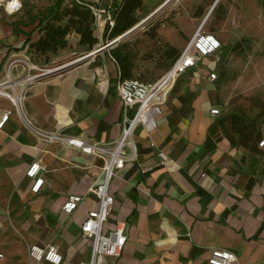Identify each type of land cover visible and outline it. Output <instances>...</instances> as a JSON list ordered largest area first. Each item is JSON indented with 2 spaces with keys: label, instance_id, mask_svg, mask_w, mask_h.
<instances>
[{
  "label": "crops",
  "instance_id": "0c3cea01",
  "mask_svg": "<svg viewBox=\"0 0 264 264\" xmlns=\"http://www.w3.org/2000/svg\"><path fill=\"white\" fill-rule=\"evenodd\" d=\"M81 1L95 4L98 0ZM103 1L115 5L118 0ZM178 1L142 0L134 13L135 23L116 37L118 42L141 20L156 13L153 24L169 16L163 10L165 4L170 3L173 9V2ZM197 1L203 6L200 13L192 14L186 8L155 29L164 49L172 48L179 55L199 28L213 33L221 50L232 49L248 37L249 22L261 10L257 0H230L231 15L217 20L212 11L221 0ZM23 2L22 10L13 14L0 6V77L8 66L13 75H24L27 62L66 68L25 91L22 107L31 126L14 112L8 99L0 97V115L12 111L0 129V264H29L28 247L48 244L58 248L62 264H88L91 248L82 237L81 225L88 212L98 208L90 189L101 181L103 160L65 147L53 136L101 146L116 141L124 113L116 91L120 66L112 50L117 48L121 57L129 56L130 78L137 70L123 47H111L100 64H92L89 53L98 43L94 23L91 28L97 42L92 48L71 30L42 53L35 46L45 37V25L64 27L69 16L59 19V10L49 14L56 2L50 4L46 16L31 11L29 4L37 0ZM150 2L155 4L148 8ZM183 2L190 6L192 0ZM140 9L146 15L137 21ZM64 18L67 20L61 23ZM184 18L190 23L185 24ZM149 27L141 34L144 40ZM106 32L108 40L111 31L107 27ZM136 47L142 49L143 45ZM220 52L200 59L177 80L162 104L153 133L141 127L135 130L137 153L110 181L109 192L115 202L104 225L107 234L116 221H125L126 244L119 258L103 257L95 264H209L214 249L233 252L237 261L232 264H264V147L258 146L264 139V127L258 130L261 139L254 142L253 150L233 145L220 127L224 91L218 87L216 70ZM212 73L217 75L214 81L209 79ZM160 152L168 156L165 165ZM38 159L45 167L44 183L34 193V181L26 172ZM69 196H80L82 201L76 211L66 215L62 206Z\"/></svg>",
  "mask_w": 264,
  "mask_h": 264
},
{
  "label": "built area",
  "instance_id": "2783aa9c",
  "mask_svg": "<svg viewBox=\"0 0 264 264\" xmlns=\"http://www.w3.org/2000/svg\"><path fill=\"white\" fill-rule=\"evenodd\" d=\"M76 3L85 6L94 17V23L101 26V18H105V23L109 31L115 26V14L125 0H118L115 5H105L103 0H98L95 4L82 3L81 0H74ZM0 6L7 13H18L23 8V0H1ZM155 15H151L134 25L128 32L131 35L139 28L145 29L148 23L153 21ZM124 37V38H125ZM221 50V43L213 33L205 32L199 28L194 36L187 43L182 52L178 55L169 70L155 82H144L137 78L118 79L116 91L123 106V125L120 137L105 146L90 143L83 139L73 137H53L62 141L65 147H72L81 150L88 155H95L103 160L101 181L96 183L90 192L98 200V208L88 212L86 220L81 225V234L88 241L91 248V259L88 264H95L96 260L103 257L119 258L126 244L127 223L116 221L114 228L104 234V225L108 222L112 213L115 199L109 192L110 181L113 177L125 169L136 156L137 148L134 142V132L137 128H143L147 133H153L158 126V119L162 115V104L175 87L177 80L185 75L189 70L195 68L200 59L213 57ZM96 55L95 53H92ZM114 61L113 57H111ZM26 73L22 76H15L12 68L8 66L6 73L0 77V97L8 99L14 112L28 125L23 112L24 93L27 88L35 82L45 80L58 72L63 71L66 66L55 67L52 72L45 75L32 74L34 70L40 71L34 63L25 64ZM209 79H217L215 73L210 74ZM130 115V113H132ZM212 114L218 115V110H212ZM12 111L6 110L0 115V129L9 120ZM264 147V139L258 144ZM161 164L165 165L169 159L165 152H160ZM45 167L41 159L30 165L26 175L33 179L34 184L31 191L38 193L44 183L43 173ZM82 201L80 196H69L62 206V211L66 215H71L78 208ZM29 264H62L63 257L55 245L45 246L30 245L28 247ZM237 261L236 255L228 250L214 249L208 260L209 264H232ZM262 264V263H258Z\"/></svg>",
  "mask_w": 264,
  "mask_h": 264
},
{
  "label": "rangeland",
  "instance_id": "374dc122",
  "mask_svg": "<svg viewBox=\"0 0 264 264\" xmlns=\"http://www.w3.org/2000/svg\"><path fill=\"white\" fill-rule=\"evenodd\" d=\"M148 1V0H147ZM230 0H221L212 11V16L215 19H221L223 16L226 17L228 13H231L229 6ZM56 0H37L31 5L34 15L46 16L51 3H55ZM258 5L261 7L260 13L257 18L251 19L249 22V33L248 37L242 38L239 41L241 46L237 50L223 49L220 52L221 62L217 64L216 70L219 74L218 87L224 89L222 95V117H228L236 115L240 118L239 126L244 130L252 131V129L261 130L264 127V0H257ZM26 2H23L25 5ZM76 3L74 0H62V8L59 9L58 14L65 16V13L71 9V5ZM155 3L150 2L147 4L148 8H151ZM174 8L171 9V4L165 5L163 8L165 14L158 21L148 23L150 30L147 32L145 40L141 37V34L145 31L142 28L137 29L131 35L122 39L120 42L112 46L113 48L119 47L125 50L130 55L133 63V67L137 72L132 78L145 80L146 82L157 81L172 65L177 58L178 53L172 48L164 49V45L160 44V40L156 38L155 29L161 26L163 21H169V19L178 12L184 13L185 9H189L192 14L200 13L203 6L198 4L197 0H192L190 6L186 5L183 0L173 2ZM230 9V10H229ZM148 10V9H147ZM197 11V12H195ZM141 17L146 14L140 9ZM163 12V13H164ZM229 13V15H231ZM233 20V17L230 18ZM67 18H64L61 23H64ZM154 20V19H153ZM155 21V20H154ZM101 24L105 23V18L102 17ZM184 23H190V20L184 18ZM107 25L104 28L93 24L94 34L97 36L98 43L94 47L99 49L104 46L106 42H111L113 39H106ZM238 41V42H239ZM237 43V42H236ZM133 45V47H132ZM137 45H143V48H137ZM131 49L128 50V47ZM111 47H105L101 52L96 55L92 54V50L89 55L92 59L93 65L101 63L100 59L104 55H109L113 49ZM42 66H45L44 58ZM212 60V59H211ZM94 61V62H93ZM75 65H71L74 67ZM70 67V68H71ZM40 71L34 70L32 74H41L46 69H52L55 67H38ZM144 81V82H145ZM220 87V90L222 88ZM230 123V121L228 122ZM230 128V125L228 126ZM238 139L239 136L236 135Z\"/></svg>",
  "mask_w": 264,
  "mask_h": 264
},
{
  "label": "trees",
  "instance_id": "16d2710c",
  "mask_svg": "<svg viewBox=\"0 0 264 264\" xmlns=\"http://www.w3.org/2000/svg\"><path fill=\"white\" fill-rule=\"evenodd\" d=\"M62 0H56L54 7L50 9L49 14L55 15L56 11L62 8ZM142 5V0H125L122 6L118 8V12L115 14V26L108 34L109 39L116 38L124 31L130 28L135 23L134 13ZM59 15V14H58ZM65 16H69L68 24L64 27L55 26L54 24L47 23L45 25V37L42 38L37 44L36 49L42 53H46L53 45L57 44V41L61 37H65L71 30H75L81 36L80 42L82 44H88L91 48L96 44L97 40L93 35L91 28L94 23V17L91 12L83 5L74 3L71 9L65 13ZM63 15H59L61 19ZM53 18H56L54 16ZM43 23V20L41 21ZM241 46V42H237L233 45L232 50H237ZM120 66V73L122 79H129L131 77V62L129 56H119L117 48L111 52ZM230 121V123H228ZM240 118L236 115L224 117L220 120V127L231 141L233 145H241L245 148L254 149V142L261 139V134L255 128L252 131L243 129L239 126ZM230 125V128L228 126ZM236 135L239 138H236Z\"/></svg>",
  "mask_w": 264,
  "mask_h": 264
},
{
  "label": "water",
  "instance_id": "95a60500",
  "mask_svg": "<svg viewBox=\"0 0 264 264\" xmlns=\"http://www.w3.org/2000/svg\"><path fill=\"white\" fill-rule=\"evenodd\" d=\"M118 40H119V39L116 38V39L112 40L111 42H106V44H105L104 46L100 47L99 49L94 50L92 53L98 54V53L101 52L105 47H112V46H114L115 44H117V43H118Z\"/></svg>",
  "mask_w": 264,
  "mask_h": 264
},
{
  "label": "bare ground",
  "instance_id": "6f19581e",
  "mask_svg": "<svg viewBox=\"0 0 264 264\" xmlns=\"http://www.w3.org/2000/svg\"><path fill=\"white\" fill-rule=\"evenodd\" d=\"M1 1V0H0ZM168 1V0H167ZM166 5V4H165ZM162 9V8H161ZM156 14V13H155ZM154 14V15H155ZM129 32V31H128ZM119 39V38H118ZM90 55H92V54H90ZM77 60V59H76ZM19 61V60H18ZM77 65V64H76ZM52 71L51 70H47L46 72H45V75H47V74H49V73H51Z\"/></svg>",
  "mask_w": 264,
  "mask_h": 264
}]
</instances>
